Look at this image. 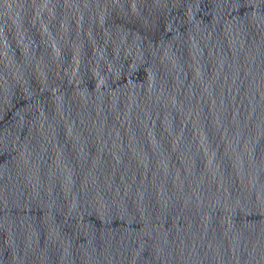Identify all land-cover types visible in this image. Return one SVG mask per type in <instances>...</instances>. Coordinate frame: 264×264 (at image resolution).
Here are the masks:
<instances>
[{"label":"water","instance_id":"obj_1","mask_svg":"<svg viewBox=\"0 0 264 264\" xmlns=\"http://www.w3.org/2000/svg\"><path fill=\"white\" fill-rule=\"evenodd\" d=\"M0 264H264V0H0Z\"/></svg>","mask_w":264,"mask_h":264}]
</instances>
